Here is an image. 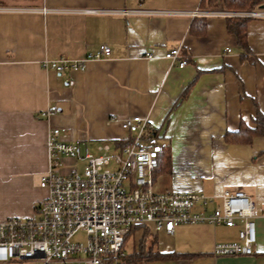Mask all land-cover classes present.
I'll return each instance as SVG.
<instances>
[{
    "label": "crops",
    "instance_id": "obj_1",
    "mask_svg": "<svg viewBox=\"0 0 264 264\" xmlns=\"http://www.w3.org/2000/svg\"><path fill=\"white\" fill-rule=\"evenodd\" d=\"M42 6L60 11L21 10ZM0 7L14 8L0 11V221L35 213L48 195L40 178L50 168L52 127L62 130L63 141L96 150L100 142H125L121 121L140 114L158 126L165 146L154 192L214 195L210 211L223 192L243 190L258 210L253 254L214 253L217 243L237 240L238 226L185 224L170 234L148 227L154 251L179 257L144 264H264V136L227 138L253 133L264 119L263 19L231 26L226 17L116 13L222 10L224 0H0ZM92 9L98 12H85ZM101 44L111 54L89 61L85 70L42 67L44 60H79ZM179 46L188 58L180 68L165 56ZM74 163L65 159L59 172ZM142 234L135 231L131 252Z\"/></svg>",
    "mask_w": 264,
    "mask_h": 264
},
{
    "label": "built area",
    "instance_id": "obj_2",
    "mask_svg": "<svg viewBox=\"0 0 264 264\" xmlns=\"http://www.w3.org/2000/svg\"><path fill=\"white\" fill-rule=\"evenodd\" d=\"M7 10L14 8L0 7V11ZM21 10L42 14L60 11L47 6ZM116 13L264 20V5L250 10L135 8ZM226 51L231 52L232 48L227 47ZM111 52L109 45L101 44L79 60H44L42 67L60 73L82 71L89 61L107 58ZM165 56L179 68L188 64L181 46L167 50ZM121 126L129 134L124 146L100 142L96 150L86 142L63 141L62 130L52 127L48 135L50 168L40 178V186L47 189L48 195L37 204L35 216H12L0 221V262L133 264L125 251V238L132 228L146 226L155 234H170L179 225L199 223L239 227L237 240L217 243L215 254H253L258 240V210L250 195L243 190H227L220 195V203L209 211L216 202L214 195L199 191L154 192V172L165 151L159 128L140 114L125 117ZM68 158L75 161L71 170L59 172ZM80 232L85 233L84 239H76Z\"/></svg>",
    "mask_w": 264,
    "mask_h": 264
},
{
    "label": "trees",
    "instance_id": "obj_3",
    "mask_svg": "<svg viewBox=\"0 0 264 264\" xmlns=\"http://www.w3.org/2000/svg\"><path fill=\"white\" fill-rule=\"evenodd\" d=\"M225 2V7L227 9H243V10H250L256 6H262L264 5V0H224ZM249 21V19L246 18H228V22L233 24L238 23L239 25H244ZM231 31H234L233 28L231 27ZM239 35V33H238ZM257 126L254 130L253 133L251 134H239V135H228L227 138L229 141H245V142H250L252 140V137L254 136V134L256 135H262L264 136V119L263 118H259L257 120ZM127 143V141L125 140V142H119L117 145L118 146H124ZM162 154V153H161ZM169 155V154H168ZM161 158L162 155L160 156L159 159V165L161 163ZM137 227H134L131 229L130 233L133 232ZM129 233V234H130ZM150 235V234H149ZM148 235H143L141 240H140V246L138 248V250H134L133 252L130 253L129 255V260L133 263V264H144L146 262L149 261H154L157 259H170L171 257H179V255L171 253V254H165L162 253L160 251H154V241L147 246L145 244L146 242V238ZM128 234L125 238V242L127 240Z\"/></svg>",
    "mask_w": 264,
    "mask_h": 264
},
{
    "label": "rangeland",
    "instance_id": "obj_4",
    "mask_svg": "<svg viewBox=\"0 0 264 264\" xmlns=\"http://www.w3.org/2000/svg\"><path fill=\"white\" fill-rule=\"evenodd\" d=\"M35 214H36V213L33 212L31 215L29 214V216H35ZM29 216H27V217H29ZM139 228H140V230L143 231L142 236L145 235V234H146V235H149V234H150V229H149L148 227H145V226L138 227V228H136L131 234H128V237H127V240H126V242H127V245H126V246H127V251H129V252H131V251L133 250V248H134V244H135V242H136V236L134 235V233H135V231L138 230ZM84 236H85V233L80 232V233H78V235L76 236V239H84ZM145 244H146L147 246H149L151 243L148 242V239H146ZM139 246H140V241H139L138 248H139Z\"/></svg>",
    "mask_w": 264,
    "mask_h": 264
}]
</instances>
